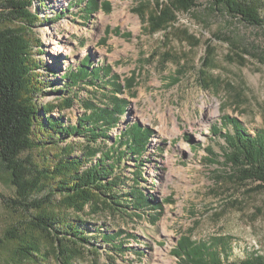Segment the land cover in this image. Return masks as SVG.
I'll return each mask as SVG.
<instances>
[{"label":"rangeland","instance_id":"374dc122","mask_svg":"<svg viewBox=\"0 0 264 264\" xmlns=\"http://www.w3.org/2000/svg\"><path fill=\"white\" fill-rule=\"evenodd\" d=\"M81 1L35 0L31 7L45 20L28 27L31 53L41 63L37 73L46 87L38 103L55 108L45 117L76 124L84 114L83 103L93 100L98 106H110L113 91L108 83L80 84L70 93L61 80L66 73L83 68L86 58L84 65L109 67L122 84L135 73L136 88L120 96L130 103L129 111L111 131L108 147L133 124L153 130L139 184L162 212L154 223L146 215L154 212L126 216L117 211L121 208L102 203L87 206L80 214L62 209L68 219L84 221L91 240L75 264H178L172 251L188 233L197 242L228 238L229 262L256 254L264 257V190L256 192V184L233 181L222 166L206 161L212 155L208 148L221 155L224 141L215 139L211 130L224 115L237 117L252 135L264 130V24L248 25L217 11L212 0H197L198 6L179 13L168 32L151 35L135 11L141 3L149 2L146 11H152L156 2L167 0H99L105 6L90 17L82 12ZM250 1L260 7L264 19V0ZM9 26L15 27L5 22L0 30ZM63 97L72 104L60 100ZM88 147L83 139L62 138L57 147H37L23 158L47 165L55 156H82ZM135 159L123 158L125 187L132 184ZM4 198L15 199L16 188L0 158V264H61L55 243L28 228L27 215L7 207ZM55 199L58 203L61 197ZM47 209L60 213L61 206L54 203ZM101 231L122 236L114 243L102 242ZM36 241L47 256L44 260L20 254L21 245ZM65 248L73 254L79 249L71 243L61 250Z\"/></svg>","mask_w":264,"mask_h":264},{"label":"trees","instance_id":"16d2710c","mask_svg":"<svg viewBox=\"0 0 264 264\" xmlns=\"http://www.w3.org/2000/svg\"><path fill=\"white\" fill-rule=\"evenodd\" d=\"M81 2L82 12L87 16L105 6L99 0ZM212 2L217 11H226L248 25L264 24L261 9L253 1ZM35 3V0H0V9L3 10L0 24L6 22L15 26L0 30V158L10 171L12 184L16 188V198L4 200L10 209L27 215L28 228L55 243L61 264H75L74 260L83 254L82 248L90 245L91 240L85 232L84 221L68 219L62 209L80 214L87 206L102 203L109 208H121L117 211L126 216L144 217V211L154 212L155 215H146L154 223L159 220L161 205L146 194L139 184L143 179V156L154 132L133 124L126 128L113 146L108 147V141L112 140L111 131L120 126L122 117L130 107L128 100L120 96L136 88L138 77L134 73L122 84L120 77L112 75L109 67L92 69L90 65H84L87 58L83 61V68L69 71L61 80L71 89L70 93L80 84L98 87L108 83L113 91L109 95L110 106H98L93 100L83 103L85 111L76 124L66 125L61 120L45 117L55 108L50 103H38L46 87L37 73L41 63L31 53L28 27H35L45 20L40 17V10L35 13L31 11ZM141 4L135 12L147 24L151 35L168 32L177 24L179 13L189 12L198 6L197 0H167L165 3L156 2L155 10L146 11L151 4ZM106 7L110 10L109 6ZM59 18L60 15H57L56 19ZM84 18L87 20L86 16ZM49 21L54 22L50 18ZM178 82V78L172 81L174 85ZM60 100H64V97ZM64 102L69 106L72 104L70 99ZM211 135L223 140L224 146L221 147V155L214 154L212 148H208L212 154L206 158L209 165L222 166L226 169V176L240 184H256V192L264 190V130L252 135L237 117L224 115L220 123L212 128ZM62 138L70 141L83 139L90 147L84 148L82 156H55V161L49 160L47 165H37L29 156L23 158L37 147H57ZM100 153L101 157L97 158ZM126 155L136 157L133 166L136 172L129 187H125L127 183L122 180V162ZM42 193L45 195L38 197ZM56 196L61 197L58 203ZM54 203L61 206L60 213L47 209ZM11 233L10 239L13 240L14 233ZM100 233L102 242L114 243L122 236V233ZM65 243L79 249L74 254L67 248L61 250ZM21 246L20 254L27 259L47 258L38 241ZM172 252L178 264H264V257L258 254L239 263L229 262L231 249L229 239L225 237L215 238L211 242H197L192 239L191 233L184 234Z\"/></svg>","mask_w":264,"mask_h":264},{"label":"bare ground","instance_id":"6f19581e","mask_svg":"<svg viewBox=\"0 0 264 264\" xmlns=\"http://www.w3.org/2000/svg\"><path fill=\"white\" fill-rule=\"evenodd\" d=\"M212 110H213V107L209 109L208 113L209 114L212 113ZM160 129L163 130L162 127Z\"/></svg>","mask_w":264,"mask_h":264}]
</instances>
